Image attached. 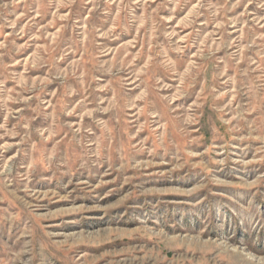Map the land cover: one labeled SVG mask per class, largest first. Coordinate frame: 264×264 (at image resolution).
<instances>
[{
	"label": "rangeland",
	"instance_id": "rangeland-1",
	"mask_svg": "<svg viewBox=\"0 0 264 264\" xmlns=\"http://www.w3.org/2000/svg\"><path fill=\"white\" fill-rule=\"evenodd\" d=\"M0 264H264V0H0Z\"/></svg>",
	"mask_w": 264,
	"mask_h": 264
}]
</instances>
